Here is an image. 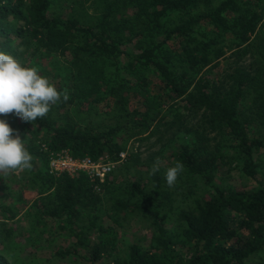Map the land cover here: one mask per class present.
I'll use <instances>...</instances> for the list:
<instances>
[{
	"label": "trees",
	"instance_id": "obj_1",
	"mask_svg": "<svg viewBox=\"0 0 264 264\" xmlns=\"http://www.w3.org/2000/svg\"><path fill=\"white\" fill-rule=\"evenodd\" d=\"M80 2L70 0L61 13L55 0H0V51L29 67L30 56L56 58L61 81L54 86L70 95L32 123L0 116L33 157L37 221L54 223L76 245L56 253L83 250L89 264H264V43L257 41L264 0H91L93 13L76 14ZM249 46L255 57L247 66L209 77L224 47L242 58ZM101 101L109 110L93 122ZM177 101L197 118L183 132L181 120L168 121ZM175 124L171 158L184 165L177 188L190 201L185 208H166L173 190L163 187L161 171L119 192L107 177L48 172L51 151L115 159L124 141ZM212 133L233 149L251 187L217 175ZM109 212L141 216L149 231L120 244L105 223ZM0 264L11 263L0 253Z\"/></svg>",
	"mask_w": 264,
	"mask_h": 264
},
{
	"label": "rangeland",
	"instance_id": "obj_2",
	"mask_svg": "<svg viewBox=\"0 0 264 264\" xmlns=\"http://www.w3.org/2000/svg\"><path fill=\"white\" fill-rule=\"evenodd\" d=\"M69 1L55 0L56 6L53 9L62 13L70 4ZM75 1H83L82 5L77 4L76 14H80L83 10L93 13L94 7L91 0ZM65 14H67V11H64ZM261 37L262 40L257 41H261L263 44L264 34ZM257 41L255 40V43ZM224 48V55L215 60L209 70V77L211 78L219 80L225 74L231 73L236 67L247 66L255 57L252 46L248 47V52L242 58L237 56L235 49ZM31 52L29 51L27 54ZM28 62L32 67L37 68L38 74L48 78L53 85L61 81L56 58L48 59L45 56L33 55L28 57ZM60 66L61 69L64 68L61 62ZM55 87L58 89L59 86ZM96 105L97 114L99 115L93 113L90 115L93 122L102 119L104 112L109 110L102 101ZM182 106L183 104L179 101L174 102L173 105H170L171 111L168 115L169 122L176 118L181 120L182 126H179L181 132L185 131V128L194 127L197 124V118H192L191 113ZM82 110H85L84 106ZM104 119L109 121V118ZM177 127L178 125L175 124L173 129L168 132L161 129L140 138L124 141L122 144L125 147L124 150L127 156L125 161L116 166L107 176L109 188L119 192L127 182L141 181V179L144 181L146 177L150 178L149 171L153 163L159 161V171L163 176V187L173 190L170 200L166 202V208L170 211H177L190 206V201L186 198L184 189L177 188L184 176L180 175L175 186L171 188L167 186L165 181L167 168L174 166L171 158L172 140L169 137L170 133L176 132L174 130ZM260 132L261 134L264 133V125L260 126ZM213 136L216 137L212 140ZM209 137V146L212 149H217V175L224 182L238 188L251 187L252 182L245 180L240 173V161H238L237 155H235L232 148L225 147L226 141L224 138L218 137L214 133L209 134ZM33 175L32 169L12 172L7 176L0 175V253L11 264H89L80 258L85 254L83 250H78L64 258L56 253V251H62L70 248L69 246L76 245L73 243L72 238L64 235L63 232H59L54 223L47 219L37 221L38 216L35 208L38 207L36 204L38 196L33 188H37L41 182L38 179H33ZM127 198L128 200L133 199L131 196H127ZM10 212H15L14 217L10 216ZM108 215L109 217H105V223H112L117 231L120 244L141 238L149 231L148 222L141 216L132 218L120 214L117 217L112 212H109Z\"/></svg>",
	"mask_w": 264,
	"mask_h": 264
},
{
	"label": "clouds",
	"instance_id": "obj_3",
	"mask_svg": "<svg viewBox=\"0 0 264 264\" xmlns=\"http://www.w3.org/2000/svg\"><path fill=\"white\" fill-rule=\"evenodd\" d=\"M69 92L58 91L48 78L38 74L35 67L24 66L11 54L0 51V116L15 115L23 122H35L44 118L53 105L67 102ZM33 157L25 148L19 133L0 119V175L31 170ZM159 171V161L153 163L149 175ZM184 165L176 161L168 167L165 181L174 187Z\"/></svg>",
	"mask_w": 264,
	"mask_h": 264
},
{
	"label": "built area",
	"instance_id": "obj_4",
	"mask_svg": "<svg viewBox=\"0 0 264 264\" xmlns=\"http://www.w3.org/2000/svg\"><path fill=\"white\" fill-rule=\"evenodd\" d=\"M125 158V150H120L115 159L107 154L93 159L89 156L74 157L67 149H60L49 152L48 172L55 177L61 174L75 176L82 172L93 182H103Z\"/></svg>",
	"mask_w": 264,
	"mask_h": 264
}]
</instances>
